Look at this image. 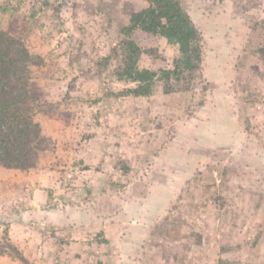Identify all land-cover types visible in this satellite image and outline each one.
I'll return each instance as SVG.
<instances>
[{
	"label": "rangeland",
	"instance_id": "374dc122",
	"mask_svg": "<svg viewBox=\"0 0 264 264\" xmlns=\"http://www.w3.org/2000/svg\"><path fill=\"white\" fill-rule=\"evenodd\" d=\"M182 2L203 49L186 89L164 76L178 44L124 31L145 0H0V31L34 56L30 90L52 140L42 169L54 135L85 154L54 173L46 202L30 203L31 171L17 177L0 203V264H264V0ZM128 39L137 67L157 72L149 96L118 76Z\"/></svg>",
	"mask_w": 264,
	"mask_h": 264
},
{
	"label": "trees",
	"instance_id": "16d2710c",
	"mask_svg": "<svg viewBox=\"0 0 264 264\" xmlns=\"http://www.w3.org/2000/svg\"><path fill=\"white\" fill-rule=\"evenodd\" d=\"M145 1L146 7L132 12L130 25L125 26L124 31L129 33L139 28L178 44L181 56L175 60L173 70H164V76L170 79L174 75L186 89L185 71L196 72L201 65V33L182 0ZM45 4L50 6L48 1ZM122 45L125 56L118 76L136 83L126 92L149 96L157 72L137 67L142 51L136 42L128 39ZM33 64L34 56L26 42L0 31V167L29 171L37 166L42 153L52 146V140L43 134L38 119L39 101L30 90ZM170 91V87L165 89V92ZM11 249L12 255L27 263V258L17 247L11 246Z\"/></svg>",
	"mask_w": 264,
	"mask_h": 264
},
{
	"label": "crops",
	"instance_id": "0c3cea01",
	"mask_svg": "<svg viewBox=\"0 0 264 264\" xmlns=\"http://www.w3.org/2000/svg\"><path fill=\"white\" fill-rule=\"evenodd\" d=\"M54 139L56 140V150L55 153L52 156L51 161L52 162V168L49 169H42V162H38V166H36L35 168L29 170V171H23L20 169H13V168H5V167H0V203L2 202H12V200H14V198L16 197V191L15 188L18 187V184H16L15 181L17 180V177H21L22 174L24 172H30L31 171V175L32 178L34 179L32 184L31 183H27L26 185H28L30 187V195H29V199H30V203H32L33 205H37L40 202H46L47 198H46V191L44 189V187L46 186V183H50L54 180V173L58 172L59 169H62L63 167H65V162L68 161V159H75L76 157H83L85 156L84 150L80 149L77 150L74 148L75 144L72 142V138H70L69 136H58V135H54L53 136ZM35 169V170H34ZM40 176L41 181H43V183L41 184L40 188L35 187V179L36 177ZM167 185H169V183H167ZM42 194V196H40ZM32 195V196H31ZM133 203H139L136 201H131V203H128V205L133 204ZM130 217V216H129ZM128 217V218H129ZM18 224V225H15ZM13 223L12 227L14 228V230L16 228H19V225H21L20 221H17V223ZM18 226V227H17ZM11 231V233H13V231ZM12 236V240H14L17 245H19L20 248L23 249V251L25 252L27 248H29V243H31V241H27V238H23L22 240L16 239L17 237L13 234H11ZM45 236L42 234V250L48 251V250H53L51 245H47V243L43 242V238ZM29 239V238H28ZM40 239V238H38ZM41 243V239L39 240ZM45 243V244H44ZM126 253H129L126 251ZM131 255V254H130ZM46 264H49V262H47Z\"/></svg>",
	"mask_w": 264,
	"mask_h": 264
}]
</instances>
